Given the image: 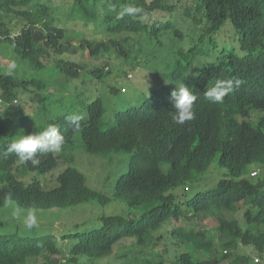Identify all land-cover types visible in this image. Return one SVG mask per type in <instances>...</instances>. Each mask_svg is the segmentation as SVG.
I'll list each match as a JSON object with an SVG mask.
<instances>
[{"label": "trees", "instance_id": "1", "mask_svg": "<svg viewBox=\"0 0 264 264\" xmlns=\"http://www.w3.org/2000/svg\"><path fill=\"white\" fill-rule=\"evenodd\" d=\"M189 1L188 4L186 0H74L69 11L85 23L99 22L104 36L83 39L85 44L73 45L64 29L54 25L58 7L51 0H0V16L22 22L20 29L13 31L0 18V43L9 45L13 54L33 71L30 78L0 72V205L9 200V195L16 204L35 209L66 207L90 199L108 202L111 197L91 188L86 175L73 166H67L59 174L54 188L42 186L36 176L29 180L22 178L28 172L51 171L65 156H71L69 150L81 146L95 154L116 156L122 151L130 154L127 171L116 180L112 196L138 211L102 216L100 228L82 236L68 235L67 239H77L70 248L60 246L54 235L0 234V264H28L30 258L38 257H43L44 264H97L98 260L112 257L116 244L124 239L134 238L139 245H146L149 235L174 220H191L198 213L217 216L218 212H235L241 206L245 209L246 227L237 219L219 217L217 243L208 239L204 231L174 227L167 232L173 244L169 259L143 257L138 264H219L222 258L232 256L231 251L238 244L264 255V229L258 227L264 225V177L253 180L246 176L249 166L264 164V115L252 121L254 111L264 112V0ZM129 3L149 13V19L141 22L125 16L118 20L117 11ZM179 6L202 30L198 40L177 52L187 63L178 58L170 71L174 80L184 82L198 94L193 120L183 125L173 121V90L166 86L152 90L141 106L116 111L113 123L106 129L100 126L105 113L100 97L69 113L61 108L72 87L81 93L78 82L83 86V72L92 73L99 81L113 72V65L111 69L86 70L77 59L62 55L68 47L79 51L85 46L94 57L110 58L116 54L127 63L139 62L134 50L146 55L157 51L154 48L146 52L142 36L147 37V45L150 41L154 45L163 44L165 35L171 40L174 36L183 39V31L172 24L169 16L162 15ZM112 19L115 23L110 24ZM226 24L240 33L230 46L237 49L239 42L244 54L223 47L216 59L203 53L195 61L196 55L201 54L197 51L198 42L204 37L213 40ZM58 78L62 82H57ZM228 78L243 83L226 95L223 103L205 99L203 93L207 88L218 79ZM110 86L111 91H116ZM40 104L50 114L37 113ZM51 104L54 106L50 107ZM72 115L81 117L79 127L69 123L68 117ZM49 125L60 130L65 143L58 153L38 154L39 166L20 163L16 154L8 151L17 134L39 133ZM214 160L227 172L217 180L213 190L199 191L189 198L188 183L196 182ZM188 243L192 248L185 249ZM194 250L201 252L202 258H196ZM250 257L241 253L231 264H247ZM136 258L123 264H137Z\"/></svg>", "mask_w": 264, "mask_h": 264}, {"label": "rangeland", "instance_id": "2", "mask_svg": "<svg viewBox=\"0 0 264 264\" xmlns=\"http://www.w3.org/2000/svg\"><path fill=\"white\" fill-rule=\"evenodd\" d=\"M73 1L74 0H51L50 3L58 7L55 11L54 25L64 29L65 35H68L66 38H68L73 45L85 44L83 39H99L103 37L104 33L101 32L103 28L99 25V22L98 24H90L80 20L81 17H78V15L74 17L75 15L69 11ZM186 3L189 4L190 1L186 0ZM193 11H196V9L194 8ZM162 15L169 16L172 20V24H175L183 31V39L174 36V39L171 40L168 38L169 36L163 35V44L154 45L150 41V44L147 45V37L142 36L141 40L145 43L142 45L144 50L147 52V49L154 50V48H156L157 51H149L147 56L146 54L139 53L138 49L134 50V54L140 57L139 62L131 60L127 63L123 58H117L116 54H112L110 58L104 55L94 57L85 46L80 48L79 51H73V48L67 45L68 49H66L62 55L77 59L83 64L86 70H92L96 67H108L111 69V65H113V72L111 71V74L103 81L96 79L92 73L83 72V86H81V81L78 82L79 87H81V93H78L75 90L76 88L72 87V90L64 97V105L61 108L69 113L74 110H79L83 105L100 97L103 100L105 109V113L100 121V126L106 129L113 123L116 111L127 109L130 106H141L143 102L149 98L152 90L166 86L174 91L176 84L181 83L174 80L170 75V71L175 64L174 62L179 58L183 64L187 63L183 56H179L177 52L179 49L186 50L191 43L198 40L202 30L199 26H195L185 8L182 6H179L172 13L163 12ZM0 18L4 19L3 21H5L13 31H18L21 27L20 25L22 22L18 18L3 15L0 16ZM113 23H115V19H112L110 24ZM102 25L108 27L106 22H103ZM227 25L228 24L224 25L219 30L220 32L216 34L213 40L210 38L209 41L207 37H204L203 41L198 42L197 51L201 54L196 55L195 61H197L203 53L208 58L216 59L223 47H226L225 49L227 51L233 50L240 55L244 54L240 49L239 42L237 49L230 46L231 43L232 45L235 44L232 40L235 36H240V33L238 34L233 29L227 28ZM192 36V40L189 41ZM62 55L58 54V56ZM11 61H15L17 65L16 69L12 72L14 76L24 78L33 76V71L13 54L12 48L9 45L0 43V72H5V68ZM202 61L204 62V60ZM45 77L47 76L45 75ZM57 82H62V78H58ZM108 85L115 87L116 91H111L112 89L110 88V90ZM123 88H126V91L123 92ZM42 106L45 105L40 104V106H38L40 110L38 109L37 113H42L44 115L50 114V112L46 113L47 110L43 111L41 108ZM53 106L54 104H51L50 107ZM262 115H264V112L254 111L252 121L256 122L258 117ZM69 152L71 156H65L51 171L42 174L28 172V174L23 175L22 178L29 180L36 176L37 181L45 188H54L58 185L59 174L67 166H73L86 175L87 183L91 188L104 192L107 196L111 197V199L106 203H101L97 199H90L66 207L37 208V226L31 229L26 228L21 221L12 216V211L15 207H19L22 214L24 210L28 208L16 204L13 200H8L5 204L0 205V234L19 232L28 236L54 235L58 238V244L60 246L64 245L70 248L77 242V239H67L66 237L76 233L82 236L91 230L100 228L102 226L100 220L102 216L127 215L130 212H138L128 207L122 199L112 196L116 180L122 172L127 171L130 157L129 153L124 151L115 153L117 157L114 155L111 156L112 154H95L85 151L81 146L75 147L69 150ZM253 170H258V175L255 179L264 177V164L260 165L256 163L249 166L248 170H246V176L251 177L250 172ZM226 172L227 169L219 167L216 160L212 161L206 173L200 175L196 182L188 183L190 187V191L187 193L188 197L192 198L199 191L208 192L213 190L216 187L217 180ZM244 211L245 209L241 206L240 209L235 212H218L217 216L207 213H198L193 216L191 220H186L184 218L177 221L174 220L168 226L149 235L146 245H139L134 238L124 239L116 244L115 252L112 257L110 256L107 259L98 260L97 264H123L124 262H130L133 257L139 258V260L135 261L137 264L143 257L148 259L166 257L169 259L173 250V244L167 232L169 229L171 230L179 226H181L182 229L194 230L195 232L204 231L207 233L208 239L217 243L220 239V232L218 230L220 224L219 217L237 219L242 226L246 227L243 216ZM258 227L261 230L264 229V225ZM161 235L165 238L160 240L158 237ZM190 248H192V245L188 243L185 249ZM217 250L219 253L222 251L219 243L217 244ZM231 252L232 256L229 259L222 258L219 264H231L233 258L241 253H247L251 256L247 264H264V255L261 256L258 252H252L251 249L245 248L240 244ZM212 253L214 255L216 252L212 251ZM127 254L129 255L127 256ZM194 254L196 258H202L201 252H196V250H194ZM207 254L209 255L210 253L208 252ZM216 255L218 254L216 253ZM256 258L259 260L257 261ZM82 261L86 262L85 259ZM28 264H44L43 257L30 258Z\"/></svg>", "mask_w": 264, "mask_h": 264}, {"label": "clouds", "instance_id": "3", "mask_svg": "<svg viewBox=\"0 0 264 264\" xmlns=\"http://www.w3.org/2000/svg\"><path fill=\"white\" fill-rule=\"evenodd\" d=\"M125 16H130L138 19L141 22L147 21L150 14L143 9L134 6L133 4H125L117 11L116 18L118 20L124 19ZM17 65L15 61H11L5 68V73L11 75L16 69ZM243 81L234 78L218 79L214 85L207 88L203 93L205 99L208 101L220 104L223 103L224 98L229 93L233 92L236 88H239ZM122 91H126L123 88ZM172 105L174 111L172 112V119L177 124L183 125L188 121L195 118V112L193 106L198 99V94L192 87L186 85L184 82L176 84V88L171 93ZM78 115H72L68 117L69 123L76 127H79ZM65 143V138L61 134L60 130L54 125H49L46 129L39 133H33L24 135L22 133L17 134L8 147L9 152H14L20 163L28 164L29 162L33 167H37L40 164V158L38 154L58 153L62 150ZM254 171H257L256 175H252ZM258 170L250 172L251 178H257ZM11 200V196L8 197ZM12 216L21 221L22 224L31 229L37 226V216L35 208H28L24 210L23 214L19 207H15L12 211Z\"/></svg>", "mask_w": 264, "mask_h": 264}, {"label": "built area", "instance_id": "4", "mask_svg": "<svg viewBox=\"0 0 264 264\" xmlns=\"http://www.w3.org/2000/svg\"><path fill=\"white\" fill-rule=\"evenodd\" d=\"M256 174H257V171H254V172L252 173V175H256ZM256 260L258 261L259 259L256 258Z\"/></svg>", "mask_w": 264, "mask_h": 264}]
</instances>
